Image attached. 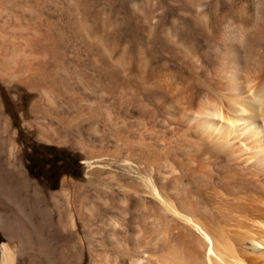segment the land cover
I'll return each mask as SVG.
<instances>
[{"label":"bare ground","instance_id":"6f19581e","mask_svg":"<svg viewBox=\"0 0 264 264\" xmlns=\"http://www.w3.org/2000/svg\"><path fill=\"white\" fill-rule=\"evenodd\" d=\"M22 89L87 170L4 161L0 264H264V0H0V132Z\"/></svg>","mask_w":264,"mask_h":264},{"label":"rangeland","instance_id":"374dc122","mask_svg":"<svg viewBox=\"0 0 264 264\" xmlns=\"http://www.w3.org/2000/svg\"><path fill=\"white\" fill-rule=\"evenodd\" d=\"M32 99V94L25 89L18 92V97H15L12 92L7 98L5 97L6 112L12 118L14 126L13 130L3 128L4 130L2 129L0 132V193L5 196L10 195L12 178L16 176L13 171V174L9 175L6 169L4 170L5 162L13 170L17 168L14 164L21 161L28 176L50 191L60 189L61 182L66 176L76 180L85 178L87 170L85 155L80 148L43 142L26 127L22 113L29 109ZM14 130L17 132L16 134L13 133ZM9 136L17 139L15 153L9 152L2 146ZM31 192L30 197L33 195ZM50 205L52 206V204ZM5 242H8V239L0 230V245ZM11 244L15 245L16 243Z\"/></svg>","mask_w":264,"mask_h":264}]
</instances>
